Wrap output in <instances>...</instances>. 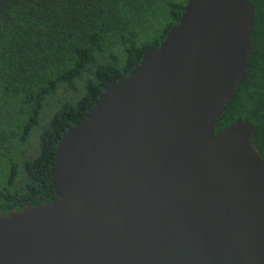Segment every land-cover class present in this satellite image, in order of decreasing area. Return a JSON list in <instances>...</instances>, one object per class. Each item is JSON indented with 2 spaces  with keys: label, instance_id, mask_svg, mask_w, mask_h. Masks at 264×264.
<instances>
[{
  "label": "water",
  "instance_id": "obj_1",
  "mask_svg": "<svg viewBox=\"0 0 264 264\" xmlns=\"http://www.w3.org/2000/svg\"><path fill=\"white\" fill-rule=\"evenodd\" d=\"M255 16L250 0H188L63 134L57 201L0 212V264H264L255 126L216 133L251 73Z\"/></svg>",
  "mask_w": 264,
  "mask_h": 264
},
{
  "label": "trees",
  "instance_id": "obj_2",
  "mask_svg": "<svg viewBox=\"0 0 264 264\" xmlns=\"http://www.w3.org/2000/svg\"><path fill=\"white\" fill-rule=\"evenodd\" d=\"M255 6L251 73L218 119L255 126L264 158V0ZM188 0H11L0 9V212L57 201L63 134L181 20Z\"/></svg>",
  "mask_w": 264,
  "mask_h": 264
}]
</instances>
